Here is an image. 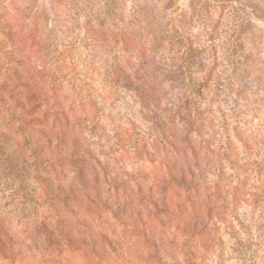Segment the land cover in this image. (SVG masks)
<instances>
[{
    "label": "rangeland",
    "instance_id": "rangeland-1",
    "mask_svg": "<svg viewBox=\"0 0 264 264\" xmlns=\"http://www.w3.org/2000/svg\"><path fill=\"white\" fill-rule=\"evenodd\" d=\"M140 50L173 72L156 112L115 83ZM26 237L0 264H264V0H0V241Z\"/></svg>",
    "mask_w": 264,
    "mask_h": 264
},
{
    "label": "trees",
    "instance_id": "trees-1",
    "mask_svg": "<svg viewBox=\"0 0 264 264\" xmlns=\"http://www.w3.org/2000/svg\"><path fill=\"white\" fill-rule=\"evenodd\" d=\"M133 41V38H131ZM139 54L142 55V59H144V62L140 64L139 68L134 72H127L123 71L122 67H119L115 74H116V82L118 87L124 89L127 92H131L133 97L136 98L139 103L143 106V108L149 110V111H155V109H160L161 104H159L161 101L167 98L168 94L167 91H164L163 88H161V84H165L168 81V76L171 75L173 72L169 71L167 72L160 66L156 65L155 58H151V54H147L145 56L144 50H140ZM180 73H182V69H179ZM192 83L189 81L187 84H185L183 89L185 90V95L183 96V99L179 100V104H177L176 112L181 117L180 120L182 122L183 131H181L183 134L176 136V141L179 146L183 143V146L177 148V143H174V154L175 156H169L166 154V156L170 157L171 160L164 159L168 165L169 163H173L176 165V169L173 167L174 170H176V175L180 177L182 180H185L186 177L189 175H192V170L189 169L187 165V161L190 157L194 158V149L191 148V136L193 134L192 126L194 122V117L196 116V112L199 109V100L197 99V92L195 91L196 88H193ZM192 90L189 92L188 90ZM190 93V94H188ZM195 94V96H194ZM192 95V96H191ZM173 100V99H170ZM169 100V103H172V101ZM152 109V110H150ZM177 125V124H174ZM178 126V125H177ZM165 132H168L164 129ZM173 133L175 130H172ZM163 137L165 135L163 134ZM162 137V140L164 139ZM185 147V148H183ZM177 148V150H176ZM181 162V163H179ZM184 166L188 168V170H184ZM176 177V176H174ZM18 237V236H17ZM32 239V234H30ZM29 238L19 239L18 242L12 243V246H7L6 240L3 242L0 241V256L5 255L9 256V258H14V260L17 259H32L36 260L38 258L34 257V252L32 250V247H29L27 245V242ZM30 239V240H31ZM32 242V240L30 241ZM33 244V242H32ZM46 253L44 251L41 252V254ZM44 257L41 259V264H62L56 257V255H46L43 254ZM39 264V263H37Z\"/></svg>",
    "mask_w": 264,
    "mask_h": 264
}]
</instances>
